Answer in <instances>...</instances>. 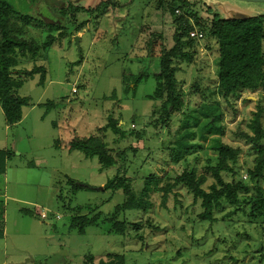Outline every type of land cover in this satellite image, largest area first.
Segmentation results:
<instances>
[{
	"label": "rangeland",
	"instance_id": "obj_1",
	"mask_svg": "<svg viewBox=\"0 0 264 264\" xmlns=\"http://www.w3.org/2000/svg\"><path fill=\"white\" fill-rule=\"evenodd\" d=\"M6 1L21 14H40L56 23V11L67 5L87 11L101 2L109 4L95 17L86 12L76 14V19L85 23L72 36L60 38L62 29L37 23L23 27L18 34L38 47L47 37L55 41L40 49L35 58L29 54L15 58L16 71L45 70L42 86L38 71L27 78L23 73L16 76L24 81L17 95L29 101L22 120L7 127L0 108V150L14 153L0 181V264H82L86 255H91L95 264L116 260L115 256L123 257L126 264H264V221L251 220L245 204L223 201L213 211L215 221H201L197 218L199 203L183 186L164 200L160 190L185 170L200 173L213 166V147L219 142L238 150L236 161L229 162L233 174L221 172L222 181L247 184L249 191L240 192L239 199L249 196L254 190L247 171L256 154L243 134L251 135L248 125L257 106L263 109L264 126V92L243 93L227 102L219 97L215 90L216 47L203 38L189 50L190 64L175 63L184 107L162 123L160 101L149 99L159 62L146 57L145 42L154 35V40L172 47L175 24L168 12L171 0H38L32 5L28 0ZM186 2L191 7L188 13L199 21L212 14L226 17L264 12L262 3ZM175 15L187 17L194 26L195 19L184 11L176 10ZM13 18L21 23V17ZM194 30L198 31L195 26ZM74 36L79 38L78 45ZM138 75L144 78L132 91V78ZM216 102L222 114L216 124L222 133L200 132L203 119L194 125L193 118L198 117L201 105ZM108 116L134 135L116 141L109 129L101 131ZM186 131L194 135L183 137ZM94 135L101 136L114 152L125 151L124 166L101 169L96 158L67 150L74 138ZM179 138L198 147L173 162L170 149ZM114 176L126 177L136 197L147 179L158 180L156 186L151 185L146 211L115 215L125 196L120 190L103 189ZM212 183L214 179L208 176L204 188ZM75 217L94 219V225L85 227L81 235L70 228ZM112 221L125 223V235L115 231Z\"/></svg>",
	"mask_w": 264,
	"mask_h": 264
},
{
	"label": "trees",
	"instance_id": "obj_2",
	"mask_svg": "<svg viewBox=\"0 0 264 264\" xmlns=\"http://www.w3.org/2000/svg\"><path fill=\"white\" fill-rule=\"evenodd\" d=\"M38 0H28L30 5ZM109 2H101L92 10L82 9L80 6L74 7L67 5L65 8L59 9L57 12V23L46 24L42 20L40 14L28 16L21 14L6 0H0V108L7 127L17 125L23 118L24 109L29 106L26 98L17 95V90L22 86L23 79L17 78L16 56L30 55L35 58L40 49H45L51 45L55 39L47 37V42L42 47L33 45L19 37V33L23 27L37 23L46 28L62 29L59 37L72 36L82 29L85 21L76 19V14L87 13V15H101L102 11L108 7ZM186 0H171L168 5L175 29L172 34L173 45L166 48L160 39L154 40V35L145 42V50L147 58H157L159 62V71L154 75L155 89L153 95L149 99L160 101L161 122L169 119L171 114L180 112L184 103L181 100L182 93L177 88L176 83V62H184L190 64L192 62V54L189 51L194 49L195 41L203 40L212 41L216 47L215 58V75H216V93L224 101L229 99H238L243 93H252L255 91L264 92V12L252 16L229 15L221 17L212 14L210 19L199 21L196 17L189 14ZM182 10L195 19L194 26L201 34L200 39L189 38L188 33L194 30V26L189 23L187 17H176L175 11ZM101 11V12H100ZM227 12L226 10H223ZM180 13V12H179ZM14 16L21 17V23H17ZM77 20V21H76ZM67 24H70L67 26ZM158 37H160L158 35ZM39 72V85L44 84L45 70L43 67L33 68L25 77L33 76V73ZM141 75L132 78L134 85L132 91L135 90L136 84L143 79ZM198 117L193 118V124L197 125L200 118L203 122L200 124L199 131H218L222 133L221 127L216 121L222 116L218 104H203L197 111ZM263 109L257 106L256 111L248 125L251 135L243 134V138L250 143L255 151L253 167L247 171L249 182L253 184V192L249 196H245L242 201L239 199L240 192L249 191L250 187L241 182L224 183L221 172L232 173L233 169L229 162L234 163L237 159L238 150L227 145L217 142L213 150L216 152V163L213 166H207L202 172L196 170L183 171L179 176L175 177L172 182L162 187L163 200L176 187L183 186L191 195L194 202H198L201 212L197 215L201 221H215L213 211L218 209L222 202L230 205L245 204L247 208V216L251 220L261 219L264 221V126L261 123ZM109 129L117 138L116 141L123 140L126 136L134 135V131H123L118 126V121L108 116L107 124L102 127L101 131ZM193 132L186 131L182 136L192 137ZM57 147V145H55ZM198 147L197 144L184 142L181 138L175 141L174 147L170 149V158L173 162H178L183 158L184 154L189 153ZM67 150L77 151L83 154L85 158H96L101 169L111 168L115 165L124 166L126 162L125 151L114 152L109 149L103 142L101 136H89L86 138H74L68 143ZM113 152L115 154H113ZM14 155L11 151L0 150V181L3 180L8 160ZM119 161V162H118ZM211 176L214 183L206 189L204 185L207 177ZM70 182V181H69ZM158 180L155 177L147 179L142 186L140 194L136 197L132 193L130 182L124 176H114L106 181L103 186L104 190L118 191L120 190L125 196L122 205L116 207L115 215L124 211H146L147 198L153 190L152 184L157 185ZM262 184V186H260ZM0 204V239L3 238L1 229V221L3 220V210ZM81 209H76L79 212ZM27 214V213H24ZM114 220V217H112ZM113 222V221H112ZM94 219L88 220L86 217H75L70 222V228L77 229L81 235L84 234V228L93 226ZM115 231L123 236L125 235V223L113 222ZM116 260L99 261L96 264H126L121 256H115ZM82 264H95L93 257L86 255Z\"/></svg>",
	"mask_w": 264,
	"mask_h": 264
},
{
	"label": "water",
	"instance_id": "obj_3",
	"mask_svg": "<svg viewBox=\"0 0 264 264\" xmlns=\"http://www.w3.org/2000/svg\"><path fill=\"white\" fill-rule=\"evenodd\" d=\"M238 1H243V2H248V3H262L264 4V0H238ZM42 20L46 23V24H54L55 22L53 20L47 19L46 17H41ZM78 36H74V41L76 43V45H78Z\"/></svg>",
	"mask_w": 264,
	"mask_h": 264
},
{
	"label": "built area",
	"instance_id": "obj_4",
	"mask_svg": "<svg viewBox=\"0 0 264 264\" xmlns=\"http://www.w3.org/2000/svg\"><path fill=\"white\" fill-rule=\"evenodd\" d=\"M176 12V11H175ZM192 30L188 33V35L190 36L189 38H196V39H200L201 38V34L196 30Z\"/></svg>",
	"mask_w": 264,
	"mask_h": 264
}]
</instances>
